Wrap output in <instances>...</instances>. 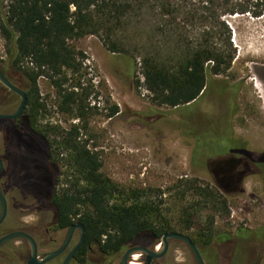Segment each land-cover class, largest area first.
Here are the masks:
<instances>
[{"label": "rangeland", "instance_id": "rangeland-1", "mask_svg": "<svg viewBox=\"0 0 264 264\" xmlns=\"http://www.w3.org/2000/svg\"><path fill=\"white\" fill-rule=\"evenodd\" d=\"M130 1L134 9L129 19L108 31L110 44L122 52L113 53L103 43L104 32L74 43L85 54L82 89L76 90L84 99L81 109L63 111L62 98L50 79H39V97L45 105L40 125L62 130L77 126L81 142L98 154L102 174L123 190L145 192L166 216L180 218L181 225H185L183 208L194 200L186 182L197 180L198 186L217 189L227 199L230 215L216 212V231L264 227L262 174H250L240 189L225 192L214 172L228 165L230 153L242 149L258 168L262 157L264 161V0H229L247 10L233 14L223 13L225 0ZM207 9L217 10L231 32L236 49L232 66L226 75L209 78L208 93L196 105L158 107L144 85L142 60L166 43L174 48L181 40L202 41L207 32H219L215 41L224 42L216 19L205 22ZM5 59L0 34V62ZM20 101L0 81V112L11 113ZM114 106L123 113L110 117ZM35 138L26 114L11 122L0 121V155L5 158L1 184L9 198L12 226L40 237L54 220L55 209L49 200L53 185L44 165L39 159L23 162L27 157L34 159L25 151L39 143ZM202 214L205 223L215 215L210 209ZM16 246L20 248L8 251L17 258L15 264H23L28 247L23 241ZM177 256L175 264H189L184 252Z\"/></svg>", "mask_w": 264, "mask_h": 264}, {"label": "trees", "instance_id": "trees-1", "mask_svg": "<svg viewBox=\"0 0 264 264\" xmlns=\"http://www.w3.org/2000/svg\"><path fill=\"white\" fill-rule=\"evenodd\" d=\"M221 7L225 9L223 13L247 11L229 0ZM133 9L130 0H0V34L6 49V59L0 66L11 82L26 92L28 103L23 115H27L35 136L48 138L51 163L60 169L50 201L58 212V227L64 229L76 221L83 223L87 243L96 244L103 254L112 256L146 232L160 236L179 230L191 232L195 242L210 239L215 230L216 212L230 215L227 199L221 192L189 180L186 184L190 185L194 200L183 208L185 225H181L180 218L166 216L161 205L145 192L123 190L102 174L98 154L79 140L77 126L62 130L40 125L45 105L39 97V79H50L62 98L63 111L74 113L76 107L81 109L84 99L76 90L82 89L85 54L74 43L104 32L107 38L102 37L103 43L113 53L122 52L110 44L108 31L111 25L125 24ZM207 10L205 22L210 24L216 19L214 23L220 25L224 42L215 41L219 32H207L202 41L181 40L174 48L166 43L142 60L144 85L158 107L176 109L196 105L208 93L209 78L229 72L236 56L231 32L220 21L217 10ZM157 56L179 57L166 60ZM69 82L67 89L65 85ZM118 111L119 107L114 106L110 117ZM258 165L264 182L263 159ZM208 209L215 215L205 223L202 213ZM5 227L18 229L10 219Z\"/></svg>", "mask_w": 264, "mask_h": 264}, {"label": "flooded vegetation", "instance_id": "flooded-vegetation-1", "mask_svg": "<svg viewBox=\"0 0 264 264\" xmlns=\"http://www.w3.org/2000/svg\"><path fill=\"white\" fill-rule=\"evenodd\" d=\"M121 113H123V111L119 110L115 114V116L120 115ZM226 119L228 122H230L228 116L226 117ZM228 136H231V132H229ZM36 138L39 143L36 144V146L32 149L29 148L25 151L26 154L27 152H30L29 155H33L34 159H29L27 157L23 160V162H34L35 160L39 159L40 162L44 165L45 171L50 175V179L53 185L49 195V200L51 201L56 184L55 177L56 175H59L60 169L58 167H55V165L51 163V150L49 148L48 138L46 136H41L40 138L36 136ZM79 140L81 141L80 137ZM242 146L244 147L243 144ZM202 154L203 153L200 151L197 152V156L201 157ZM230 156L231 159L229 160L228 165L218 166V168H216V170L214 171L218 178L219 188L223 189L225 192L237 191L241 188L243 181L247 176H249L250 174L261 173V169L257 167V164L247 158L249 157V154L246 150L242 149L237 154L230 153ZM0 158L4 163L5 169V158L1 155ZM4 169L1 178L4 175ZM6 198L8 204V213L5 222L0 226V239L14 231L27 232L36 240L38 244V257L41 259L45 258L50 253L57 252L63 249L60 254L53 257L44 264H63L65 260L69 257V255L81 243L82 238V244L74 252L73 256L69 261V264H121L122 258L129 248H132L134 246H142L148 249L149 251L154 252L157 249L161 248L162 237L169 233H179L188 236L192 240V242L197 246L205 264H264V227L254 230L246 228H239L231 231L220 232L213 230V234L210 239L205 238L203 239V241L200 242H195L190 237L191 232L187 231H170L160 236H157L153 232H146L140 235L139 239L133 241L128 246H126V248L121 251L118 255L112 256L103 254L96 244L87 243V229L83 223L76 221L67 228H59L58 212L52 204L51 205L55 209L54 220L50 222L46 226V228H44L40 237H38L37 234L32 233L31 231H26L21 228H4L5 223L8 222L10 219L9 198L7 195ZM12 200L15 203L17 202V199L13 197ZM77 225H83L84 232L80 227H76L70 235L71 228ZM17 241H23L27 245L28 250L27 253L23 256L22 263L29 264L31 260L30 248L26 241L23 239L10 240L0 246V264H15L18 261L17 258L14 255L10 254V251H8L9 249L17 250L20 248V246H16ZM179 252H184L187 263L199 264L197 257L193 252L192 248L189 246V244L178 238L168 239L167 251L160 257L152 258L150 264H175L176 260H178L177 253ZM133 260L138 261V263H134ZM147 263V254L139 255L138 259L135 258V256L129 259V264Z\"/></svg>", "mask_w": 264, "mask_h": 264}, {"label": "water", "instance_id": "water-1", "mask_svg": "<svg viewBox=\"0 0 264 264\" xmlns=\"http://www.w3.org/2000/svg\"><path fill=\"white\" fill-rule=\"evenodd\" d=\"M0 81L10 91L16 93L21 98L20 104L17 107V109L12 113H1L0 112V119L1 120L19 119L21 116H23L24 111L27 107V103H28L27 94L23 89L14 85L9 80V78L6 76V74L1 69V66H0ZM191 104L192 103H190L188 105H191ZM3 169H4V163L0 158V206H1L0 226L5 222L6 217H7V213H8L7 198H6L5 192H4L2 185H1V175H2ZM76 227H80L84 232L83 225H77V226H73L71 228L70 235ZM172 238H178V239H181V240L185 241L186 243H188L189 246L192 248L193 252L195 253L197 260H198V263L199 264H205L203 258L200 255V252H199L197 246L192 242V240L188 236H185V235H182L179 233H169V234H166L165 236H163L161 239V241H162L161 248L157 249L154 252L149 251L148 249H146L145 247H142V246H134L132 248H129L126 251V253L124 254L122 261H121V264H129V259H131L132 257H134L136 255H143V254L148 255V263L147 264H150L152 258L160 257L167 251L168 239H172ZM15 239H23L28 244V246L30 248V255H31V260H30L29 264H44L63 251V249H62L60 251L48 254L45 258H42V259L39 258L38 257V244H37L36 240L30 234H28L27 232H24V231H14V232H11L8 235L2 237L0 239V246H2L3 244H5L6 242H8L10 240H15ZM68 241H69V239H68ZM68 241H67V243H68ZM82 241H83V238H82ZM82 241L76 247V249L69 255V257L65 260V262L63 264H69L71 257L73 256L74 252L78 249V247L82 244Z\"/></svg>", "mask_w": 264, "mask_h": 264}, {"label": "bare ground", "instance_id": "bare-ground-1", "mask_svg": "<svg viewBox=\"0 0 264 264\" xmlns=\"http://www.w3.org/2000/svg\"><path fill=\"white\" fill-rule=\"evenodd\" d=\"M138 257H139V255H136V256H135V258H137V259H138Z\"/></svg>", "mask_w": 264, "mask_h": 264}]
</instances>
